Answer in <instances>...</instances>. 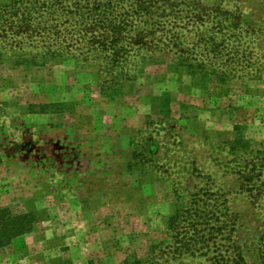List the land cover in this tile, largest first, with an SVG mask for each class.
<instances>
[{"label": "rangeland", "instance_id": "1", "mask_svg": "<svg viewBox=\"0 0 264 264\" xmlns=\"http://www.w3.org/2000/svg\"><path fill=\"white\" fill-rule=\"evenodd\" d=\"M87 4L0 0V264H264V0Z\"/></svg>", "mask_w": 264, "mask_h": 264}, {"label": "trees", "instance_id": "2", "mask_svg": "<svg viewBox=\"0 0 264 264\" xmlns=\"http://www.w3.org/2000/svg\"><path fill=\"white\" fill-rule=\"evenodd\" d=\"M85 1H87L88 4H92V6L94 7V11H97L102 6H104L105 4L107 5V3L111 6H113L115 3H117L120 0H106L107 2H105L104 0H85ZM34 2L40 4L44 7H50L53 5L60 6V3H65L66 0H34ZM97 23L100 24L101 22L97 21L96 24H94L93 26L95 27L96 25H99ZM115 26L116 25H113L112 27L109 28L110 29L109 31L111 33V39L107 43V48L108 47L112 48V50L115 49V51H114L115 54H118L119 49H121L122 46L120 45L121 44L120 37L117 34L122 32V30H121L122 27L119 26L120 28H118V30H117L115 28ZM99 28H102V27H99ZM88 29L92 30L93 28L88 27ZM102 41H103L102 44H104V42H106L105 39ZM116 48L117 49L119 48V49L117 50ZM115 60L117 61V63H118V61H120L119 58H117ZM31 213L32 212L16 215V214H12L8 210L0 209V245H4V243L9 242L10 239L17 237L18 235L23 234L24 232L31 229V227L33 225V220H32L33 214H31ZM237 259H238L237 260L238 262H241L242 264H244L243 257L240 255V253H238Z\"/></svg>", "mask_w": 264, "mask_h": 264}, {"label": "crops", "instance_id": "3", "mask_svg": "<svg viewBox=\"0 0 264 264\" xmlns=\"http://www.w3.org/2000/svg\"><path fill=\"white\" fill-rule=\"evenodd\" d=\"M77 208H80V205H78ZM88 224H89V222H88ZM89 230H90L91 232H93V234H97V233L99 232V230H96V229H95L94 231H92V228H90ZM96 232H97V233H96Z\"/></svg>", "mask_w": 264, "mask_h": 264}]
</instances>
